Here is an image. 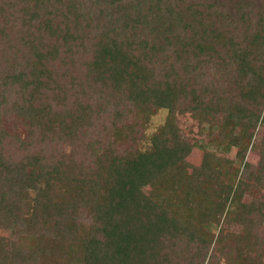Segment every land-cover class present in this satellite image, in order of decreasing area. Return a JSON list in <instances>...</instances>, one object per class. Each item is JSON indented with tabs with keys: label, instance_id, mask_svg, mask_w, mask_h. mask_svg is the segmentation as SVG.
I'll return each instance as SVG.
<instances>
[{
	"label": "trees",
	"instance_id": "16d2710c",
	"mask_svg": "<svg viewBox=\"0 0 264 264\" xmlns=\"http://www.w3.org/2000/svg\"><path fill=\"white\" fill-rule=\"evenodd\" d=\"M0 229V264H264V0H0Z\"/></svg>",
	"mask_w": 264,
	"mask_h": 264
},
{
	"label": "rangeland",
	"instance_id": "374dc122",
	"mask_svg": "<svg viewBox=\"0 0 264 264\" xmlns=\"http://www.w3.org/2000/svg\"><path fill=\"white\" fill-rule=\"evenodd\" d=\"M166 110L158 109L151 114L150 119L143 126V132L140 136L135 138L136 147L138 150H145L150 146L149 137L152 133H154L160 125L164 122ZM178 124L182 128L185 137H188L190 141L193 143L192 152L188 155V160L191 163L197 164L200 160V156L202 154V146H206L210 149L215 150L217 153L233 158L235 155V148H230L224 143L211 141L207 137V133L205 131V124L203 122H199L196 119H193L189 113L178 115ZM20 126V125H19ZM19 129L23 132L22 127ZM254 141L260 140V129H257ZM246 158L256 162L257 156L253 152H248L246 154ZM249 199L247 196L244 197ZM221 225V224H220ZM219 225V226H220ZM222 225L225 228L230 230H238L239 225L235 223L227 222L226 220H222ZM218 227V226H217ZM214 224L210 225L212 230H216L217 228ZM7 232L3 229H0V235H6Z\"/></svg>",
	"mask_w": 264,
	"mask_h": 264
}]
</instances>
